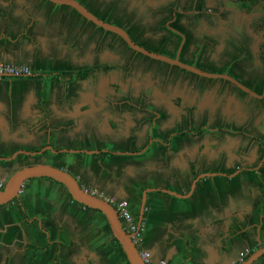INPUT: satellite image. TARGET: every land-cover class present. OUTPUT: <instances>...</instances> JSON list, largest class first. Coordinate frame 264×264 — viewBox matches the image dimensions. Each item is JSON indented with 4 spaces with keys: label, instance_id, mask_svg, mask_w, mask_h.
<instances>
[{
    "label": "crops",
    "instance_id": "0c3cea01",
    "mask_svg": "<svg viewBox=\"0 0 264 264\" xmlns=\"http://www.w3.org/2000/svg\"><path fill=\"white\" fill-rule=\"evenodd\" d=\"M73 1L139 47L263 93L264 1L239 24L223 0H179L221 8L212 23L171 12L173 0ZM0 62L32 72L0 79V189L45 165L126 201L136 222L146 192L136 248L149 264H233L246 251L240 264L264 247V96L149 59L48 0H0ZM20 151L42 154L6 161ZM0 264L128 263L101 214L41 177L0 206Z\"/></svg>",
    "mask_w": 264,
    "mask_h": 264
},
{
    "label": "water",
    "instance_id": "95a60500",
    "mask_svg": "<svg viewBox=\"0 0 264 264\" xmlns=\"http://www.w3.org/2000/svg\"><path fill=\"white\" fill-rule=\"evenodd\" d=\"M48 1L53 3V4L65 5L67 7H70L72 10H74L76 13H78L86 21L92 23L94 26L102 29L103 31L114 34L122 42H124L125 45L129 49H131L132 51L139 53V54H141V55H143L149 59L164 63V64L169 65V66L177 67L178 69L189 72V73L194 74L198 77H202V78H206V79L225 80V81L231 83L232 85H234L236 88H238L244 94H246L250 97H253L255 99H261L264 96V84H263L262 95H256L250 89L244 87L243 85H241L239 82H237L235 79L231 78L228 75L207 73V72L201 71V70H199L193 66L181 63L180 61H178L177 55L173 59H170V58H167V57L162 56L160 54L153 53V52L148 51L142 47L137 46L136 44H134L132 42V40L128 37V35L122 29L101 21L100 19L93 16L88 10H86L84 7H82L79 3H77L73 0H48ZM45 151H49L52 154H59V153H68V154L83 153V154H87V155H93V154L97 155L98 154V152L96 153V152H92V151H81V150L54 151L50 147H48ZM40 154H42V151H37V152H33V153L20 151V152L16 153L15 155H13V157L6 159V161H11L17 155L38 156ZM41 177L51 179L52 181L62 185L64 187V189L66 190V193L68 194L69 198L73 202H75L78 205H81L87 209L96 211L99 214H101L106 221V224H107L109 232H110V236L118 244L122 254L124 255L126 262L128 264H144L143 261L139 257V252L137 251L136 246L130 240V235L125 233L122 230L120 222L117 218V215H116L113 207L110 204H108L107 202H105L102 198L98 197L97 195L92 194V193L84 190L82 187H80V185L78 184V182L75 178H73L71 175H69L67 172H65L63 170L56 169L53 167H48L45 165H39V166L24 167V168H20V169L14 171L5 180L3 187H1V189H0V206L7 204L10 201L16 199L18 197V193L20 191V188L24 184V182H26L30 179L41 178ZM145 194H146V192H144L141 195V201H140L138 217H137V227L140 224V220H141V216H142ZM262 255H264V247H259L257 250L252 252L240 264H253Z\"/></svg>",
    "mask_w": 264,
    "mask_h": 264
},
{
    "label": "built area",
    "instance_id": "2783aa9c",
    "mask_svg": "<svg viewBox=\"0 0 264 264\" xmlns=\"http://www.w3.org/2000/svg\"><path fill=\"white\" fill-rule=\"evenodd\" d=\"M32 72L26 67H18L0 62V79H15L31 76ZM91 193V192H90ZM95 194V193H92ZM96 195V194H95ZM98 196V195H97ZM102 198L101 196H98ZM105 202L110 204L120 222L122 230L130 235L131 242L136 246L140 242L139 228L135 218L129 211V205L126 201H116L112 198H102ZM247 255V252H241L238 254V261L233 264H237L242 261ZM139 257L144 264H149L148 254L139 252ZM155 264H168L165 261H158Z\"/></svg>",
    "mask_w": 264,
    "mask_h": 264
},
{
    "label": "flooded vegetation",
    "instance_id": "af4514ba",
    "mask_svg": "<svg viewBox=\"0 0 264 264\" xmlns=\"http://www.w3.org/2000/svg\"><path fill=\"white\" fill-rule=\"evenodd\" d=\"M262 1L264 0L246 1L242 4V6H239L240 4L237 0H227V3L225 4L223 0V2H221L222 3L221 5L224 9V13H225V10L227 9L229 11H232L233 14L241 15L238 18L233 19L234 20L233 23L239 24L240 22H242V19L244 20V15H248L249 10L251 12V10L255 8L256 5H258ZM189 6H190L189 9H186V10L181 9V11H178V15L181 14L184 16L183 18L189 17L192 20L198 19L202 16L203 19L208 20V22L210 23L221 21V19H223L224 17L222 15V11L220 10L221 8H218V7H216L215 9H211L208 13H205L200 8H196V6L194 5L193 6L189 5Z\"/></svg>",
    "mask_w": 264,
    "mask_h": 264
},
{
    "label": "rangeland",
    "instance_id": "374dc122",
    "mask_svg": "<svg viewBox=\"0 0 264 264\" xmlns=\"http://www.w3.org/2000/svg\"><path fill=\"white\" fill-rule=\"evenodd\" d=\"M173 5V6H172ZM171 6H172V8H171V12L174 10H180V9H182V10H186V9H189V4H186V3H184V4H181L180 3V1L179 0H173V2H172V4H171ZM219 6H220V4H219ZM198 8H200L202 11H204L205 13H208L210 10H211V8L212 7H208V9L209 10H207L206 8H203L202 6H199ZM183 18V17H182ZM183 26H185L186 27V25H183ZM264 34V33H263ZM198 38H202V37H198ZM261 39H263V42H262V44H260V49H264V35H263V37L261 38ZM260 39V40H261Z\"/></svg>",
    "mask_w": 264,
    "mask_h": 264
},
{
    "label": "trees",
    "instance_id": "16d2710c",
    "mask_svg": "<svg viewBox=\"0 0 264 264\" xmlns=\"http://www.w3.org/2000/svg\"><path fill=\"white\" fill-rule=\"evenodd\" d=\"M238 2H239V6H242V4L244 3V2H246V1H251V0H237ZM116 245H117V248H118V250L120 251V255L122 256V258H124V255L122 254V252H121V250H120V248H119V246H118V244L116 243ZM125 259V258H124Z\"/></svg>",
    "mask_w": 264,
    "mask_h": 264
}]
</instances>
